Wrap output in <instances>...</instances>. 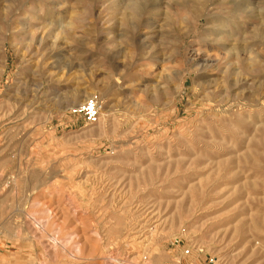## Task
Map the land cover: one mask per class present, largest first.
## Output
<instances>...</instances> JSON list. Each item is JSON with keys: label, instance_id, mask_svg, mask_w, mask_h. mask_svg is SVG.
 Segmentation results:
<instances>
[{"label": "rangeland", "instance_id": "rangeland-1", "mask_svg": "<svg viewBox=\"0 0 264 264\" xmlns=\"http://www.w3.org/2000/svg\"><path fill=\"white\" fill-rule=\"evenodd\" d=\"M144 255L264 264V0H0V264Z\"/></svg>", "mask_w": 264, "mask_h": 264}, {"label": "built area", "instance_id": "built-area-1", "mask_svg": "<svg viewBox=\"0 0 264 264\" xmlns=\"http://www.w3.org/2000/svg\"><path fill=\"white\" fill-rule=\"evenodd\" d=\"M102 103L97 95L91 96L87 101L80 105L74 106L69 110V115L79 117L89 125L97 123L99 120ZM141 264H150L147 255L141 259Z\"/></svg>", "mask_w": 264, "mask_h": 264}, {"label": "bare ground", "instance_id": "bare-ground-1", "mask_svg": "<svg viewBox=\"0 0 264 264\" xmlns=\"http://www.w3.org/2000/svg\"><path fill=\"white\" fill-rule=\"evenodd\" d=\"M247 1H248V0H247ZM102 108H103V106H102ZM102 108H101L100 112L102 111Z\"/></svg>", "mask_w": 264, "mask_h": 264}]
</instances>
